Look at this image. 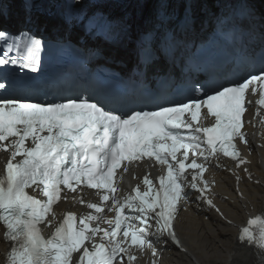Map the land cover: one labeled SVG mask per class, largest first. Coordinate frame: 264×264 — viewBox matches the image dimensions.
Returning <instances> with one entry per match:
<instances>
[{
    "label": "snow or ice",
    "instance_id": "1",
    "mask_svg": "<svg viewBox=\"0 0 264 264\" xmlns=\"http://www.w3.org/2000/svg\"><path fill=\"white\" fill-rule=\"evenodd\" d=\"M223 2L232 7L217 14L215 27L241 33L254 28L246 0ZM170 19L158 13L142 34L134 68L142 80L170 81L169 73L153 66L175 64L187 48V35L195 32L190 11L178 27ZM26 23H33L30 15ZM261 29L264 35V23ZM0 42V66H17L23 73L16 78L20 91L0 82L4 264H134L146 249L158 264L163 249L157 245H181L175 221L184 205L202 202L220 212L208 195L207 162L222 154L237 168L247 163L238 145L248 144L244 129L254 123L246 119L248 109L264 116V46L258 61L252 51L256 62L229 69L221 81L193 84L183 99L115 107L89 91L40 99L28 90L26 81L41 69L43 53L71 49L70 38L49 41L30 28L16 34L0 29ZM142 165L162 171L122 190L124 174L139 179L133 169ZM86 190H95L98 199H83ZM69 198L86 211H66L58 218L54 206ZM246 223L239 241L264 249V218ZM257 225L258 239L252 230Z\"/></svg>",
    "mask_w": 264,
    "mask_h": 264
},
{
    "label": "bare ground",
    "instance_id": "2",
    "mask_svg": "<svg viewBox=\"0 0 264 264\" xmlns=\"http://www.w3.org/2000/svg\"><path fill=\"white\" fill-rule=\"evenodd\" d=\"M6 1L9 0H2L1 2ZM159 1L163 5L160 9L161 12L169 13L170 16L172 12L174 14L175 8L179 4V0ZM139 2L140 0H130L123 4H114L112 10L118 11L124 8V11H126V8H128L127 12H129V9ZM194 2L196 0H189L187 6L189 11H192ZM245 7L251 12L254 21V28L251 30L254 39L251 44L249 42L251 46L257 41V35H262V30H259L258 25L264 23V17L260 20L256 7L247 1ZM26 8L28 9L24 1H13L9 10H12L15 14H9L8 18L10 17L11 20L17 22L20 18L30 15L33 20L31 25L34 27L35 25L44 27L46 26L44 23H46L52 28H59V30L69 26L75 28L76 23L74 24V21L66 25L59 17L52 18L42 12V14L28 12ZM256 15L257 17H255ZM154 20L150 18L139 29L144 28L148 31L152 28ZM124 52L126 55L121 60L128 62L133 59L132 55L128 54V50ZM155 65L163 69L169 68L167 64L161 61ZM249 152L252 160L249 170L255 176V179H258V182L244 180L242 182V198L236 195L233 189V180L222 168L221 164L214 159H210L207 162V173L204 174V179L211 185L208 195L220 209V212L215 211L202 202L184 205L178 214L177 223L183 240V249H174L169 244L167 246L157 245L158 249H163L157 257L158 264H264V261L258 259L246 242H241L238 239L240 234L239 226L244 225L248 214L255 213L258 210L264 198V136L258 142H255L254 145L249 143ZM145 174L151 177V171H145L143 175ZM252 206L257 209L251 210ZM2 250L5 249L2 235L0 234V264H4ZM134 264H152L150 250L146 249L139 254L138 261L134 262Z\"/></svg>",
    "mask_w": 264,
    "mask_h": 264
},
{
    "label": "rangeland",
    "instance_id": "3",
    "mask_svg": "<svg viewBox=\"0 0 264 264\" xmlns=\"http://www.w3.org/2000/svg\"><path fill=\"white\" fill-rule=\"evenodd\" d=\"M1 1L2 0H0V10L2 9V12H4V11L6 12L8 10L9 14H11L13 11L9 10V8L11 6V3L13 1H15V0H11V3H9V1H6V3H8V5H7L8 9L7 10H5L3 8V3L4 2H1ZM182 2H184V0H179V4L177 6L178 7H182L183 6ZM157 4H161V2L158 1L157 3H155V5H154V14H155V12H156V10L158 8ZM253 5L256 7L257 14H258V16H259V18L261 20L264 17V7H263L264 6V0H255V4H253ZM231 7H232V5H230V4L229 5H225L223 0H196V2L193 3L192 13L191 14L194 15V16H198L200 18V19L198 18L199 21H201L202 23H207V25L209 27V25L211 24L212 21H214V19L216 18L217 14L219 12H221L225 8H231ZM38 13L42 14L41 12H38ZM255 17H257V15ZM1 19H3V18L0 15V21H1ZM3 20L5 22L7 20V17H6V19H3ZM19 20H21V18ZM259 29L261 30L260 26H259Z\"/></svg>",
    "mask_w": 264,
    "mask_h": 264
}]
</instances>
